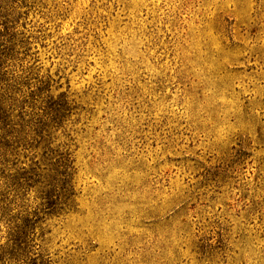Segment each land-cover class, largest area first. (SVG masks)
I'll use <instances>...</instances> for the list:
<instances>
[{"label": "rangeland", "instance_id": "rangeland-1", "mask_svg": "<svg viewBox=\"0 0 264 264\" xmlns=\"http://www.w3.org/2000/svg\"><path fill=\"white\" fill-rule=\"evenodd\" d=\"M0 12L18 69L66 100L51 135L74 160V207L37 224L38 263L264 264V0Z\"/></svg>", "mask_w": 264, "mask_h": 264}, {"label": "trees", "instance_id": "trees-1", "mask_svg": "<svg viewBox=\"0 0 264 264\" xmlns=\"http://www.w3.org/2000/svg\"><path fill=\"white\" fill-rule=\"evenodd\" d=\"M16 37L0 21V223L7 234L0 264H47L33 257L37 224L74 207V160L52 146L51 135L62 124L66 100H53L47 81L18 69L25 53Z\"/></svg>", "mask_w": 264, "mask_h": 264}]
</instances>
